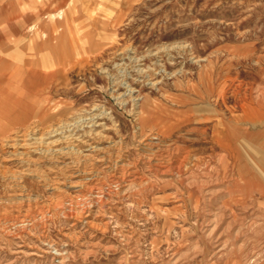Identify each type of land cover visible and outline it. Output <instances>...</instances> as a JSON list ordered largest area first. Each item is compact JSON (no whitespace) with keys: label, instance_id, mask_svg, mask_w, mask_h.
<instances>
[{"label":"rangeland","instance_id":"obj_1","mask_svg":"<svg viewBox=\"0 0 264 264\" xmlns=\"http://www.w3.org/2000/svg\"><path fill=\"white\" fill-rule=\"evenodd\" d=\"M3 48L56 79L43 116L0 132V264H259L264 199L236 146L264 96V0H0ZM99 111L83 174L69 149L30 176L11 161L22 135Z\"/></svg>","mask_w":264,"mask_h":264},{"label":"crops","instance_id":"obj_2","mask_svg":"<svg viewBox=\"0 0 264 264\" xmlns=\"http://www.w3.org/2000/svg\"><path fill=\"white\" fill-rule=\"evenodd\" d=\"M19 56L18 52L13 54L5 52L4 48L0 49V132L2 133L24 128L41 115V107L44 110V103H48L50 98L48 90L52 85V79H56L55 71L50 69L53 68L50 62L42 61L41 64L30 62L29 65ZM42 75L45 76L42 78ZM257 104L250 108L252 110L248 108L252 115L243 120V123L238 120L240 121L237 138L239 144L236 147L241 163L239 166L241 186H244L245 191L256 193L264 199V96ZM231 133L233 135V132ZM228 134L231 135L230 132ZM224 147L228 148V146ZM259 261V264H264V256Z\"/></svg>","mask_w":264,"mask_h":264},{"label":"bare ground","instance_id":"obj_3","mask_svg":"<svg viewBox=\"0 0 264 264\" xmlns=\"http://www.w3.org/2000/svg\"><path fill=\"white\" fill-rule=\"evenodd\" d=\"M179 47V46H178ZM177 47V48H178ZM35 69V68H34ZM118 70V69H117ZM48 72V71H47ZM47 74V73H46ZM55 74V73H54ZM27 75V74H26ZM45 75H42V78ZM52 78V77H51ZM54 79V78H53ZM52 79V81H54ZM51 81V80H50ZM22 84V83H21ZM48 85V84H47ZM45 85V86H47ZM43 87V86H42ZM49 88V87H47ZM42 90V89H41ZM47 90V89H46ZM43 91V90H42ZM41 91V92H42ZM129 90L128 92H130ZM10 92V91H9ZM44 93V92H43ZM15 103V102H14ZM13 104V103H12ZM6 108V105H4ZM56 109V108H55ZM96 109V108H95ZM104 110V109H103ZM95 114L90 115L89 118H78L73 119L72 121H67L62 124H57V126H52L49 131L43 134H33L31 135H22V138H18L17 140H14L12 144H10L11 151H9V157L12 159L11 161L14 162V164H18L19 168H21V172L25 175L34 174V172L31 170V166L34 165L35 160H31L33 155H52L55 157V155H61L62 157L66 156V154L70 155L69 152H66V149L72 150L74 152V157L70 156L69 159L71 160L70 163H74L75 167L78 168L77 172H81L83 174V171H79L80 168H83V165H79L81 163V159L78 156L79 150L82 148V146L87 148V152L90 153H97L100 152V149L98 147V141L103 136L102 131H98V128L105 129L106 127L101 123L99 120H107V114L103 111H99L95 116ZM43 115H39L37 118H40ZM84 116V115H83ZM109 116V115H108ZM111 119V118H110ZM88 125L90 130L86 132V135H83L81 138H74V132L76 130H79L81 127H84L83 125ZM115 129V128H114ZM117 130V129H116ZM80 131V130H79ZM29 133V132H28ZM72 140V142H71ZM101 141V140H100ZM114 143V142H113ZM66 144H70V146L64 147ZM81 147V148H80ZM72 148V149H71ZM78 148V149H75ZM75 149V150H74ZM103 150V149H102ZM82 153V152H81ZM84 154V153H83ZM72 155V154H71ZM144 155V154H143ZM89 155H83V157H86ZM101 156V155H100ZM174 157V156H173ZM176 158V157H174ZM109 159V158H108ZM127 159V158H126ZM105 160L103 157L101 159ZM159 160V159H158ZM161 160V159H160ZM97 161V160H95ZM108 161V160H107ZM175 161V160H173ZM177 161V160H176ZM48 162V161H47ZM98 162V161H97ZM116 162V161H115ZM121 162V161H120ZM147 162L152 164V161L149 160L147 157ZM156 162V161H155ZM157 163V162H156ZM169 163V162H168ZM180 163V162H179ZM178 163V166H179ZM95 164V163H94ZM161 164V163H160ZM176 164V163H175ZM17 165V166H18ZM92 166V165H91ZM156 167V171L159 168L158 172L163 173L161 170L159 164H154ZM165 166V165H164ZM163 167V166H162ZM169 167V165H168ZM89 168V167H88ZM113 172L117 173V176L124 175V172H126V168L122 165L115 164L113 167ZM154 168V167H153ZM167 168V166H166ZM92 169V168H91ZM184 169V168H183ZM186 169V168H185ZM165 170V169H164ZM178 170V169H177ZM182 170V169H181ZM75 174V173H74ZM168 174V173H166ZM170 174V173H169ZM172 174V173H171ZM91 175V174H90ZM30 176V175H29ZM41 177V176H40ZM95 177V176H94ZM44 178V177H43ZM91 178V177H90ZM43 180V179H42ZM92 180V179H91ZM118 180L121 182L123 180L122 177H118ZM116 181V180H115ZM90 182V181H89ZM129 183L130 180H123L122 183ZM119 183V182H118ZM117 183V184H118ZM121 184V183H120ZM104 185V184H103ZM86 191V196L92 197L93 195L103 194L102 186L93 188L91 187L85 179H83L82 184L80 185ZM99 186V185H98ZM96 187V186H94ZM80 188V187H79ZM82 190V189H81ZM105 190V189H104ZM105 193V192H104ZM22 195V194H21ZM99 198V197H97ZM71 200V199H70ZM68 202V201H67ZM70 204V203H69ZM72 212V211H71ZM209 212V211H208ZM209 215V214H208ZM208 218V217H207ZM207 229V228H206ZM239 242V241H238ZM250 244V243H249ZM212 253V252H211ZM252 258V257H251ZM249 260V259H248ZM214 262V261H213Z\"/></svg>","mask_w":264,"mask_h":264}]
</instances>
